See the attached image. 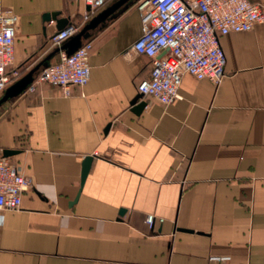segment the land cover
<instances>
[{
  "label": "crops",
  "instance_id": "crops-1",
  "mask_svg": "<svg viewBox=\"0 0 264 264\" xmlns=\"http://www.w3.org/2000/svg\"><path fill=\"white\" fill-rule=\"evenodd\" d=\"M120 1L82 24L80 0H0V15L19 17L8 71L20 77L8 88L61 60L51 40L61 28L81 32ZM142 1L83 41L92 44L86 86L70 96L29 86L0 107V158L34 181L20 210H0V264H264V23L222 37L220 86L186 74L181 99H141L138 113V86L152 70V58L131 49Z\"/></svg>",
  "mask_w": 264,
  "mask_h": 264
},
{
  "label": "built area",
  "instance_id": "built-area-1",
  "mask_svg": "<svg viewBox=\"0 0 264 264\" xmlns=\"http://www.w3.org/2000/svg\"><path fill=\"white\" fill-rule=\"evenodd\" d=\"M88 10L87 23L107 0H80ZM142 18V36L132 51L152 58L150 76L139 86L144 100L163 105L182 98L183 78L191 74L220 86L226 74L227 58L221 44L230 33L253 30L264 23V5L259 0H143L138 5ZM19 17L13 12L0 15V96L20 77V71L9 73L15 60V41ZM80 24H71L52 36V46L61 48L77 35ZM92 44L85 43L73 54L63 52L61 60L45 67L30 86L49 84L63 88L70 96L75 86L84 87L91 79ZM34 187V181L8 158H0V210H20L23 195ZM155 218L149 216L153 227ZM214 261H230V256L214 255Z\"/></svg>",
  "mask_w": 264,
  "mask_h": 264
},
{
  "label": "water",
  "instance_id": "water-1",
  "mask_svg": "<svg viewBox=\"0 0 264 264\" xmlns=\"http://www.w3.org/2000/svg\"><path fill=\"white\" fill-rule=\"evenodd\" d=\"M129 0H121L118 4L115 6L108 8L107 10L103 11L98 17H96L94 20H92L80 33L75 35L73 38H71L69 41L65 42L63 46L59 49H57V52H60L61 50L66 52L68 55L73 54L75 51H77L81 46H83V41L85 39H88L90 37V32L94 29H96L100 24L105 22L113 13L120 8L123 4L128 2ZM53 17H56V15L50 16L49 18L52 19ZM65 21V20H63ZM65 23V22H63ZM64 30V29H63ZM62 28L59 31H63ZM48 67V66H47ZM32 76H28L21 80L18 83L13 84L10 86L5 94L0 98V107L4 105L6 102L11 100L12 98L18 96L22 92H24L31 84L33 83ZM143 99V96L140 94L133 102V104H137L136 112L140 113L142 110H144L147 106L146 101H141L139 104L138 102ZM13 152L6 150L4 152L5 157H9L12 155ZM94 161V157L88 156L85 158L84 164H83V172H82V187L84 186V183L87 179V176L90 172L92 163ZM81 193V192H80ZM80 196V194H79ZM79 196L77 197L76 201L79 199ZM125 210L121 211V215H124Z\"/></svg>",
  "mask_w": 264,
  "mask_h": 264
}]
</instances>
